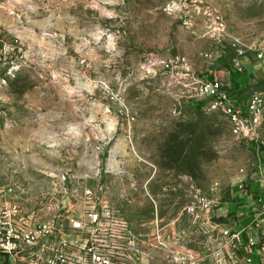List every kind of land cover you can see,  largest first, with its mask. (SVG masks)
Masks as SVG:
<instances>
[{"label": "rangeland", "instance_id": "obj_1", "mask_svg": "<svg viewBox=\"0 0 264 264\" xmlns=\"http://www.w3.org/2000/svg\"><path fill=\"white\" fill-rule=\"evenodd\" d=\"M233 38L264 44V0H0L7 199L33 208L85 183L104 187L144 232V222L171 223L192 192L227 191L264 149L258 157L235 138L188 86L193 76L242 79L229 71ZM253 65L242 96L264 92Z\"/></svg>", "mask_w": 264, "mask_h": 264}, {"label": "built area", "instance_id": "obj_2", "mask_svg": "<svg viewBox=\"0 0 264 264\" xmlns=\"http://www.w3.org/2000/svg\"><path fill=\"white\" fill-rule=\"evenodd\" d=\"M230 72L244 73L255 53L264 72V44L233 38ZM211 59L213 54H202ZM178 62H186L178 55ZM175 61V60H172ZM189 96L221 112L231 133L264 147V92L248 97L218 76H193ZM264 163L259 157L231 187L197 190L171 223L148 221L138 232L104 187L51 194L28 208L0 188V264H264ZM184 216L188 219L184 226ZM145 227V228H144Z\"/></svg>", "mask_w": 264, "mask_h": 264}, {"label": "crops", "instance_id": "obj_3", "mask_svg": "<svg viewBox=\"0 0 264 264\" xmlns=\"http://www.w3.org/2000/svg\"><path fill=\"white\" fill-rule=\"evenodd\" d=\"M255 54V53H254ZM254 60H255V56H254ZM256 63V60L253 62V60H251V63L247 65L246 71L244 73H242L243 75L241 76L242 79L238 80V82L234 83V86L236 88L242 87L243 84L242 83H248L247 77H244V75H246V72L248 71V69L250 70L252 65ZM254 66V65H253ZM260 91V90H259ZM264 149V147L262 148ZM264 163V161H263Z\"/></svg>", "mask_w": 264, "mask_h": 264}, {"label": "trees", "instance_id": "obj_4", "mask_svg": "<svg viewBox=\"0 0 264 264\" xmlns=\"http://www.w3.org/2000/svg\"><path fill=\"white\" fill-rule=\"evenodd\" d=\"M234 75L236 76V78H239V77H241L243 74H242V73H235ZM199 106H201V104H199Z\"/></svg>", "mask_w": 264, "mask_h": 264}]
</instances>
